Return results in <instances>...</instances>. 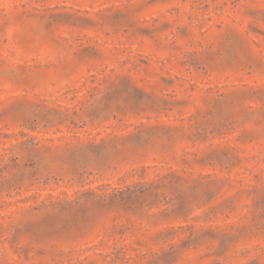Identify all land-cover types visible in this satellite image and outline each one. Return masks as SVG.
<instances>
[{
	"label": "rangeland",
	"instance_id": "1",
	"mask_svg": "<svg viewBox=\"0 0 264 264\" xmlns=\"http://www.w3.org/2000/svg\"><path fill=\"white\" fill-rule=\"evenodd\" d=\"M0 264H264V0H0Z\"/></svg>",
	"mask_w": 264,
	"mask_h": 264
}]
</instances>
